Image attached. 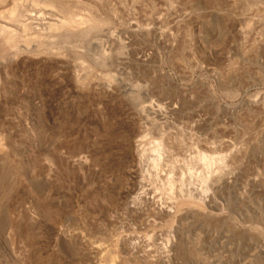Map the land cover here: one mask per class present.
Returning a JSON list of instances; mask_svg holds the SVG:
<instances>
[{"label": "rangeland", "instance_id": "obj_1", "mask_svg": "<svg viewBox=\"0 0 264 264\" xmlns=\"http://www.w3.org/2000/svg\"><path fill=\"white\" fill-rule=\"evenodd\" d=\"M20 10L0 264H264V0Z\"/></svg>", "mask_w": 264, "mask_h": 264}, {"label": "bare ground", "instance_id": "obj_2", "mask_svg": "<svg viewBox=\"0 0 264 264\" xmlns=\"http://www.w3.org/2000/svg\"><path fill=\"white\" fill-rule=\"evenodd\" d=\"M6 5H9L8 0H0V7L5 8L0 10V17L2 18V20L0 21V53L2 55L6 53L7 50L10 48L13 51L12 53H14V56L18 58L22 55V52L24 50L22 46L23 44H21L19 32V28L22 22L20 0H14L13 6L11 8L6 9ZM10 20L13 21V24L10 23ZM13 26L14 28H11ZM2 59H0V61ZM3 142H1L0 139V146ZM216 170L217 169L216 166H214V162L208 163L207 169L203 173V175L205 176V178H209L214 172H216Z\"/></svg>", "mask_w": 264, "mask_h": 264}]
</instances>
